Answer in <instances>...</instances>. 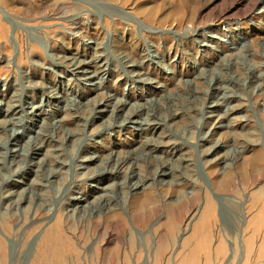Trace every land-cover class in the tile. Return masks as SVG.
<instances>
[{
  "label": "rangeland",
  "instance_id": "1",
  "mask_svg": "<svg viewBox=\"0 0 264 264\" xmlns=\"http://www.w3.org/2000/svg\"><path fill=\"white\" fill-rule=\"evenodd\" d=\"M119 101L133 120L118 117ZM224 160L232 177L220 187ZM261 189L264 0H0L2 264H30L54 221L67 264L101 248L119 264H179L207 200L208 243L192 264H264L262 230L249 237ZM147 197L136 224L129 214ZM114 214L123 245L93 229Z\"/></svg>",
  "mask_w": 264,
  "mask_h": 264
},
{
  "label": "bare ground",
  "instance_id": "2",
  "mask_svg": "<svg viewBox=\"0 0 264 264\" xmlns=\"http://www.w3.org/2000/svg\"><path fill=\"white\" fill-rule=\"evenodd\" d=\"M75 21V20H74ZM75 28V26H74ZM128 56V55H126ZM129 57V56H128ZM74 59V58H73ZM126 59V58H124ZM133 59V58H132ZM72 61V60H71ZM78 63V62H77ZM127 64H130L129 66L125 65V68L127 69L128 72L130 73H134L137 71V69L135 68V63L134 61H131L130 58L127 60L126 62ZM69 65H71V70L74 72V70H76L77 72L80 71L82 72L84 70L83 67H81L80 65L78 64H75V62H71ZM68 65V66H69ZM86 70V69H85ZM78 75V74H76ZM96 76V74H95ZM137 78V77H136ZM96 79V78H95ZM89 80V79H88ZM91 81V80H90ZM94 81V80H93ZM254 83V82H253ZM54 88V87H52ZM55 90V89H54ZM104 95H102L103 97ZM112 96V95H111ZM212 97V96H211ZM106 98V97H105ZM110 98V96H109ZM112 99V98H111ZM22 100V99H21ZM107 103L108 101L110 100H106ZM121 101V100H120ZM119 101V102H120ZM26 102V101H25ZM40 102V101H39ZM96 102V101H95ZM100 102V101H98ZM16 104V102H14ZM18 103V101H17ZM110 103V102H109ZM115 103V101H114ZM118 103V102H117ZM11 104V103H10ZM93 104V103H92ZM95 104V103H94ZM12 105V104H11ZM14 105V104H13ZM38 105V104H37ZM75 105V104H74ZM114 105V104H113ZM209 105V104H208ZM42 106V105H41ZM115 106V105H114ZM34 107V106H33ZM96 107V110L97 108H99V104H95L94 105V108ZM22 109L20 110H24L23 109V106H21ZM36 108V107H35ZM115 108V107H114ZM126 107L123 106V103H119L118 107L116 106L115 108V112H117V115L118 117H122L123 119H121L122 121H126V120H133L134 116H133V113H125L124 110H125ZM25 109H28L25 108ZM30 109H32V107H30ZM29 110V109H28ZM89 110V109H88ZM87 110V111H88ZM95 110V109H94ZM141 110V109H140ZM6 111V110H5ZM8 111V110H7ZM32 112V111H31ZM79 113V111H77ZM137 112V111H136ZM29 113V112H28ZM92 113V112H90ZM17 114V113H16ZM95 114V113H94ZM136 114V113H135ZM140 114V113H139ZM138 114V115H139ZM93 115V113L91 114ZM125 116V117H123ZM152 116V115H151ZM150 116V117H151ZM14 117V116H13ZM83 117V116H82ZM92 117V116H91ZM137 117V116H136ZM155 117V116H154ZM90 118V117H89ZM11 119V118H10ZM157 119V118H156ZM87 120V119H86ZM158 120V119H157ZM121 122V121H120ZM152 122V121H151ZM155 122V121H153ZM152 122V123H153ZM157 122V121H156ZM159 122V121H158ZM54 123V122H53ZM91 123V122H90ZM118 123V122H117ZM157 124V123H155ZM14 126V125H13ZM21 126V125H19ZM26 127V126H24ZM148 127V126H147ZM150 128V127H149ZM46 131V130H45ZM41 133V132H40ZM10 136V135H9ZM34 138V137H33ZM41 141V139H40ZM38 143V142H37ZM11 144V143H10ZM39 144V143H38ZM31 145V144H29ZM14 146V145H13ZM10 147V146H9ZM12 147V146H11ZM10 147V148H11ZM35 151L38 149L37 146H33L32 147ZM27 149V148H26ZM144 149V148H143ZM151 148L147 149L148 151L150 150ZM14 150V149H12ZM29 150V149H28ZM146 150V151H147ZM11 151V150H10ZM33 151V150H32ZM144 151V150H142ZM153 151V150H152ZM151 151V152H152ZM29 152V151H28ZM142 153V152H141ZM144 153V152H143ZM18 154V153H17ZM14 155V154H13ZM26 155H27V152H26ZM208 155V154H207ZM10 156V155H9ZM20 156V155H19ZM23 157V156H22ZM33 157V156H32ZM11 158V157H10ZM79 158V157H78ZM83 158V157H82ZM90 158V157H89ZM135 158V157H134ZM255 158L256 160L257 159H260V153L259 152H256L255 153ZM113 159V158H112ZM117 159V158H115ZM126 159V158H125ZM222 159V158H221ZM85 160V159H84ZM110 160V159H108ZM128 160V159H127ZM255 160V159H254ZM11 161V160H10ZM124 161V159H123ZM163 161V160H162ZM222 161V160H221ZM116 162V161H114ZM118 162V161H117ZM158 162V161H157ZM161 162V161H160ZM13 164V163H12ZM17 164V163H16ZM49 164V163H48ZM150 164V163H149ZM164 164H165V161H164ZM164 164H160L156 167V171L153 172L154 174L158 175V177L160 175H163V174H167L169 170H167V168L163 165ZM223 166L220 168L222 170V179L218 181L217 185L220 186V187H226L227 185H229L231 183V170L227 169V168H230V166L228 167V162L226 160H224L222 162ZM81 165V164H80ZM79 165V166H80ZM83 165V164H82ZM81 165V166H82ZM86 165V164H85ZM107 165V164H106ZM105 165V166H106ZM151 165V164H150ZM112 166V165H111ZM168 166V165H166ZM114 167V166H113ZM151 167V166H150ZM171 167V166H170ZM237 167V166H236ZM14 168V167H13ZM46 168V167H45ZM119 168V167H118ZM15 169V168H14ZM147 169V168H146ZM172 169V168H171ZM255 170H253L255 173H259V171H261V168L260 167H257V168H253ZM48 170V169H47ZM51 170V169H50ZM151 170V168H150ZM171 171V170H170ZM257 171V172H256ZM253 172V173H254ZM148 173V172H147ZM48 175V174H47ZM127 175V174H126ZM130 175V173L128 174ZM152 175V174H151ZM137 177V175H135ZM155 176V175H154ZM153 177V176H152ZM154 178V177H153ZM132 179V178H131ZM135 179V178H134ZM138 179V177H137ZM137 181V180H136ZM135 182V180H134ZM133 182V183H134ZM141 183H142V180H141ZM131 184V183H129ZM144 184V183H142ZM127 186V185H125ZM131 186H135V184H132ZM143 186V185H142ZM130 188V187H129ZM135 188V187H134ZM142 188V187H141ZM6 190V189H5ZM4 190V191H5ZM134 190V189H133ZM5 193V192H3ZM9 194H11L9 191H8ZM6 194V193H5ZM4 195V194H3ZM13 196V195H12ZM191 196V195H190ZM192 196H195V195H192ZM108 197V196H107ZM191 198V197H190ZM3 199H6L7 201L11 200L9 198H3L2 197V201ZM104 199V198H103ZM264 199V190L261 189L259 191H256L253 195V200L255 201H261ZM16 200V199H14ZM13 200V201H14ZM110 200V199H109ZM150 200H152L151 198H143V200L139 201L138 203H136V206L134 207V210L129 214L130 216V219L132 222H136V224H140L142 222H144L148 215H149V208L147 207V204L150 202ZM103 201V200H101ZM264 201V200H263ZM15 202V201H14ZM17 202V201H16ZM152 202V201H151ZM154 202V201H153ZM152 202V204H153ZM103 204V203H102ZM112 205V204H111ZM114 205V203H113ZM100 206V205H99ZM103 206V205H102ZM108 206V205H107ZM110 208V206H108ZM151 207V206H150ZM156 207V206H154ZM19 208V207H17ZM108 208V209H109ZM153 208V207H152ZM96 209V207H95ZM102 209V208H101ZM100 209V210H101ZM111 209V208H110ZM157 209V207H156ZM91 210V209H90ZM99 210V211H100ZM158 210V209H157ZM213 210H214V207H213V203L210 201V200H207L206 203H205V206H204V210H203V213L201 214L199 220L196 222L195 224V227H194V232H198L200 233V238L194 243V247L192 249V252L189 256V259H187L186 261H183L181 260V262L179 264H192V261H193V257H194V253L196 250H199V249H204L206 248V245L208 243V236H207V232H206V229L207 227L209 226V219L210 217L212 216L213 214ZM75 211V210H74ZM111 211V210H110ZM106 212V211H105ZM102 213V212H101ZM100 213V214H101ZM106 215V213H105ZM103 215V216H105ZM101 218V217H100ZM106 218V216L104 217ZM56 220V219H55ZM102 220V219H101ZM104 221V220H103ZM102 221V222H103ZM125 220L123 218H119L118 215H115L112 216V217H108L105 219L104 223H96L95 226H93V229L95 228V231L96 230H99L101 227L103 228L104 230V236L102 237V240L101 242H103L104 244H108L110 241L112 240H115L118 244H122L123 245V240H124V236L123 234H125ZM133 223V224H134ZM127 227V226H126ZM250 229H251V235L249 237H251L252 235H254L256 232H258L259 230H262V234H263V241H264V204L262 206V213L259 214V215H256L252 218V220L250 221ZM92 230V229H91ZM95 233V232H94ZM97 233V232H96ZM99 234V233H97ZM40 237V236H39ZM98 238V237H97ZM98 240V239H97ZM99 241V240H98ZM126 241V240H124ZM100 242V241H99ZM37 243V242H36ZM95 243V242H94ZM102 244V243H101ZM95 245V244H94ZM3 242L1 241L0 239V264H2V260H3ZM65 246L67 247V242H66V237L64 236L63 232H62V226L61 224L58 222V221H54L52 225H50L48 228H45V230L43 231V234L42 236L40 237V240H39V243H38V246L34 252V256H33V259L31 261L30 264H67L65 262V260L63 259V257L65 256V254L67 253V249L65 248ZM99 246V245H98ZM120 247H122L120 245ZM68 248V247H67ZM101 248V247H100ZM218 250L219 249H222L223 246L222 245H219L218 247ZM69 249V248H68ZM95 249V248H94ZM121 250V249H120ZM119 251L117 249H114L112 251H110L109 253H105L103 251V249H98L95 251L94 253V258L92 259V263L90 264H119ZM122 252V251H121ZM125 252V251H124ZM93 254V253H92ZM123 254V253H122ZM122 256V255H121ZM124 256V255H123ZM122 256V257H123ZM160 259V258H159ZM86 262V261H85ZM123 263V262H122ZM121 263V264H122ZM126 263V262H125Z\"/></svg>",
  "mask_w": 264,
  "mask_h": 264
}]
</instances>
